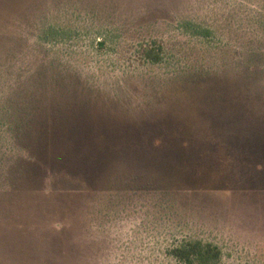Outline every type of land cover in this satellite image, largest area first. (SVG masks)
Instances as JSON below:
<instances>
[{
    "label": "rangeland",
    "instance_id": "1",
    "mask_svg": "<svg viewBox=\"0 0 264 264\" xmlns=\"http://www.w3.org/2000/svg\"><path fill=\"white\" fill-rule=\"evenodd\" d=\"M245 143L264 0H0V264H181L184 240L264 264Z\"/></svg>",
    "mask_w": 264,
    "mask_h": 264
},
{
    "label": "trees",
    "instance_id": "2",
    "mask_svg": "<svg viewBox=\"0 0 264 264\" xmlns=\"http://www.w3.org/2000/svg\"><path fill=\"white\" fill-rule=\"evenodd\" d=\"M195 33L198 36L205 37L208 35V30L195 28ZM155 44L149 45L144 50L145 60L157 64L161 62V48L155 47ZM248 140L244 141L247 142ZM242 142V143H244ZM241 143V144H242ZM256 144L252 146L245 143L241 145L240 148H234L235 151L243 156L244 162L247 163V175L246 177L252 178L254 176L251 174L253 171L256 173L260 171L256 164L264 161V150L255 147ZM251 166V167H250ZM168 255L181 264H219L221 261L222 252L220 248L211 243H204L200 240H184L178 246L168 250Z\"/></svg>",
    "mask_w": 264,
    "mask_h": 264
}]
</instances>
